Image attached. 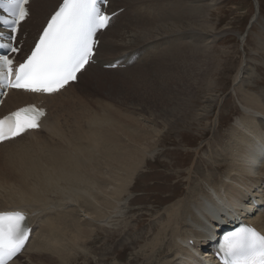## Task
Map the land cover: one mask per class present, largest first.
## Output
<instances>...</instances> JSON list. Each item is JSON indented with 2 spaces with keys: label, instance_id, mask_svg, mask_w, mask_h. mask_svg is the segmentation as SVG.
<instances>
[{
  "label": "bare ground",
  "instance_id": "obj_1",
  "mask_svg": "<svg viewBox=\"0 0 264 264\" xmlns=\"http://www.w3.org/2000/svg\"><path fill=\"white\" fill-rule=\"evenodd\" d=\"M212 1L203 5V0H110L109 13L119 14L101 33L96 66L88 65L76 84L57 95L9 94L3 114L33 103L48 110L40 131L0 145V152L9 151L0 155L1 163L8 166L3 170L4 165H0V178L10 180L0 185L5 190L0 193V212H38L30 220L33 235L23 256L11 264H69L78 258L79 245L107 226L118 227L115 223L119 215L131 210L128 197L135 176L155 152L160 136L156 130L127 131L134 120L131 113H135L127 108L140 107L154 118L166 119L165 126H169V122L196 109L197 92L204 86L206 104L197 115L210 119L217 105L213 92L219 87L215 79L223 80L225 75V69L216 66L217 59L210 54V30L215 26L213 12L205 8L211 10L219 0ZM60 2L33 1L31 18L25 23L29 31L26 46L36 39ZM187 39L190 43L184 45ZM113 64L125 68L105 72L104 67ZM255 75L256 71L244 65L234 79V85L246 92L243 102L247 107L219 153L225 155L227 164L221 170L227 169L226 175L214 180L207 176L210 182H216L214 186L209 183L206 188H191L189 197L154 215L155 221L163 215L168 221L158 227L154 241L141 246L139 264H216L213 239L223 230L222 221L230 225L235 216L249 220L264 233V91H256L264 86V77L259 82ZM87 77L92 84L103 83L95 85L97 95L102 94L98 90L101 86L111 85L109 92L102 91L105 98L127 108L118 111L108 102L81 97L77 92L71 96L73 89L84 86ZM253 78L255 82L250 83ZM66 94L71 97L65 98ZM217 168L214 164L211 170ZM193 173L191 169L187 183ZM188 184L191 187L194 182ZM172 198L177 196L168 199Z\"/></svg>",
  "mask_w": 264,
  "mask_h": 264
},
{
  "label": "rangeland",
  "instance_id": "obj_2",
  "mask_svg": "<svg viewBox=\"0 0 264 264\" xmlns=\"http://www.w3.org/2000/svg\"><path fill=\"white\" fill-rule=\"evenodd\" d=\"M212 2V0H203V5H211ZM197 6H201V4H197ZM205 10L210 12V14L213 12L211 20L215 26L214 31L210 30V32L214 33H212V38L209 41L212 47L210 54L217 59L215 65L219 64L218 66L225 69L223 80L222 77L220 80L219 78L215 79L219 87L213 92L217 97V105L208 121L199 118L197 115L199 113L198 109L206 104L204 100L207 91H205L204 86L197 92L196 99L198 100L194 104V108L196 109H192L189 114H185L176 122L171 123L168 121L169 126H165L166 119L159 120L158 118H154L150 112H143L140 107L127 108L119 104L117 100L115 104L107 100L103 92H109L111 85L101 86L98 90L102 94L97 95V92H94L93 89L95 85L103 83L92 84L90 77L86 78L84 86L77 87V89L71 91V96L77 92L81 97L99 99L103 103L108 102L113 109H117L118 111L127 108L130 112H135L131 113V117L134 119L132 121H136L137 124L131 121L126 127H130L127 131L148 129L147 131H152L153 133L156 130L160 137L156 139L158 141V145L155 147L156 153L153 152L147 164L135 176V182L128 197V200L132 204L131 210L123 216L119 215V219L117 218L119 222L115 221V224L119 225L118 227L114 224L110 225L111 228L107 226L105 229L98 231V235H95L93 238L90 237L88 240L86 239L83 244L79 245L78 254L75 252L78 258L69 264H139L141 259L140 256L138 259V253L142 249L141 246L154 241L158 227L160 228L161 223L168 221V217L163 215L156 222L154 215L163 211V209L172 203L189 197L192 191L191 188L196 190L205 187V185L208 187L210 186L208 185L209 183L214 186L216 184L213 181L214 178L219 179L226 175L227 169L221 170L227 164L224 163L225 155H220L219 153L225 147L226 137L234 129L235 122L243 116L247 107L243 102V96L246 95V92L245 90L241 91L242 89L240 86L238 87V84L234 85L235 76L239 67L245 65L251 67L252 71H256L258 76H255L259 82L264 77V42H262V40L264 41V0H219L217 4L212 6L211 10L209 7L205 8ZM137 13L144 17L142 15L143 12L138 11ZM139 15L137 17L142 19ZM187 43H190L188 39L183 42L184 45ZM260 43L263 44L261 45ZM222 52L224 53L222 54ZM222 59L223 61L221 62L220 60ZM106 71L117 72V70ZM105 77L110 78L107 75ZM251 82H255L254 78L250 80ZM248 85L250 84L248 83ZM132 91H128L127 93H131ZM256 91H264V86H258ZM112 93L114 96L117 95V92L114 93V90ZM71 96L66 94L64 97ZM149 102L151 103V100ZM100 113L102 114V111ZM220 113L221 120L217 118ZM220 121H222L221 126H219ZM73 123L76 124L77 121L74 120ZM224 134L226 136L222 137ZM29 140H26L25 144H28ZM4 153H9V151L0 152V155H4ZM216 158H220L219 161ZM2 161L3 159L0 158V165H4V163H1ZM214 164L218 165V168L211 170ZM6 168L8 166L4 165L2 167L3 170ZM219 168L220 170H218ZM191 169L194 170L195 174L193 173L192 179H190L194 182V185L190 187L188 184L190 180L188 183L187 180L189 179ZM198 176H201V178H198ZM207 176L213 177V180L210 182ZM8 181L10 180H7L3 176L0 178V185L6 184ZM1 187L0 193H3L5 190H3V187L1 189ZM172 195H176L177 199H168ZM262 209L264 210V208ZM43 221L38 223L36 233L40 232ZM129 259L135 260V263H131ZM24 261L27 263L28 259Z\"/></svg>",
  "mask_w": 264,
  "mask_h": 264
},
{
  "label": "snow or ice",
  "instance_id": "obj_3",
  "mask_svg": "<svg viewBox=\"0 0 264 264\" xmlns=\"http://www.w3.org/2000/svg\"><path fill=\"white\" fill-rule=\"evenodd\" d=\"M29 4L30 0H0V10L6 13L0 15V25L10 29L9 41L16 40L19 26L30 16ZM109 22L98 0H63L24 62L14 68L13 59L0 56V84L32 93L60 91L90 63L98 43L96 33ZM0 48L20 51L12 43ZM44 115L43 109L29 105L0 118V142L39 128ZM25 221L19 211L0 213V264H9L25 247L29 237ZM220 253L224 264H264V235L241 228L224 237Z\"/></svg>",
  "mask_w": 264,
  "mask_h": 264
}]
</instances>
